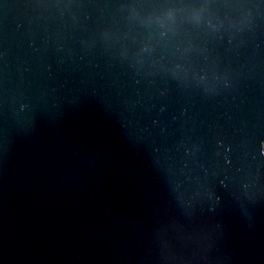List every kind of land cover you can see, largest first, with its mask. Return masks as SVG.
<instances>
[{"label":"water","instance_id":"water-1","mask_svg":"<svg viewBox=\"0 0 264 264\" xmlns=\"http://www.w3.org/2000/svg\"><path fill=\"white\" fill-rule=\"evenodd\" d=\"M0 264H264V0H0Z\"/></svg>","mask_w":264,"mask_h":264}]
</instances>
